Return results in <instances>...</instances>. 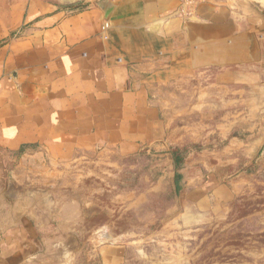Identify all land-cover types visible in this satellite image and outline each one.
Wrapping results in <instances>:
<instances>
[{"label":"crops","instance_id":"0c3cea01","mask_svg":"<svg viewBox=\"0 0 264 264\" xmlns=\"http://www.w3.org/2000/svg\"><path fill=\"white\" fill-rule=\"evenodd\" d=\"M97 1L0 0V264H76L79 234L103 226L94 199L80 197V180L143 153L169 154L175 120L207 103L190 80L220 69L221 88H254L256 75L235 68L264 62V35L222 0L189 20L178 14L182 0H108V14ZM203 170L179 169L180 214L227 215L231 190ZM49 177L59 181L47 185ZM164 178L112 202L118 212H143Z\"/></svg>","mask_w":264,"mask_h":264},{"label":"rangeland","instance_id":"374dc122","mask_svg":"<svg viewBox=\"0 0 264 264\" xmlns=\"http://www.w3.org/2000/svg\"><path fill=\"white\" fill-rule=\"evenodd\" d=\"M222 1L246 14L252 5L264 15V0ZM220 72H204L186 84L190 89L205 88L207 103L200 112L184 113L175 120L169 153L173 158L174 153L180 156L179 169L195 163L204 167L205 176L214 173L223 178L232 192L228 214L186 218L179 212V169L176 165L173 186L166 153L130 157L121 170L80 180V197L94 199L101 211L94 212V220L103 226L79 234L76 264H264V83L256 75L254 88L247 83L226 90L225 83L222 88L218 83ZM248 99H254V104ZM161 177H165L161 191L150 198L143 212L124 211V207L118 212L120 203L112 202L118 193L145 192ZM57 181L49 177L46 184ZM173 203L179 205L177 212H166ZM148 209L158 212H145ZM87 221L84 214L80 216V231L86 232ZM56 228L52 222L48 239L55 238Z\"/></svg>","mask_w":264,"mask_h":264},{"label":"water","instance_id":"95a60500","mask_svg":"<svg viewBox=\"0 0 264 264\" xmlns=\"http://www.w3.org/2000/svg\"><path fill=\"white\" fill-rule=\"evenodd\" d=\"M97 5L108 14L112 9L108 0H98ZM247 11V10H246ZM247 15H249V22L256 34L264 35V15L254 6L249 5ZM264 145V141L262 142ZM168 161L171 163V168L173 171L172 183L173 186L175 184V176H176V164L172 154H167Z\"/></svg>","mask_w":264,"mask_h":264},{"label":"built area","instance_id":"2783aa9c","mask_svg":"<svg viewBox=\"0 0 264 264\" xmlns=\"http://www.w3.org/2000/svg\"><path fill=\"white\" fill-rule=\"evenodd\" d=\"M209 0H182L183 5L178 14L182 16L184 20H189L196 15L197 8Z\"/></svg>","mask_w":264,"mask_h":264},{"label":"flooded vegetation","instance_id":"af4514ba","mask_svg":"<svg viewBox=\"0 0 264 264\" xmlns=\"http://www.w3.org/2000/svg\"><path fill=\"white\" fill-rule=\"evenodd\" d=\"M264 46V44H263ZM263 50H264V47H263ZM264 66V64L261 65V63H254V64H251V65H248V66H238L237 68H235L237 71H241L243 73H253L255 75H258L259 76V80L261 81V83L263 84L264 81L263 78V74H262V67ZM250 88V87H249ZM246 89H248V87H246Z\"/></svg>","mask_w":264,"mask_h":264},{"label":"trees","instance_id":"16d2710c","mask_svg":"<svg viewBox=\"0 0 264 264\" xmlns=\"http://www.w3.org/2000/svg\"><path fill=\"white\" fill-rule=\"evenodd\" d=\"M79 6L85 7L86 3H81V4H78L76 6H70V7H67V8H75V9H77ZM174 159H175V162H176V165H177V170H178L179 166H180V163H181V158H180V156L177 153H174ZM176 178H177V176H176Z\"/></svg>","mask_w":264,"mask_h":264}]
</instances>
